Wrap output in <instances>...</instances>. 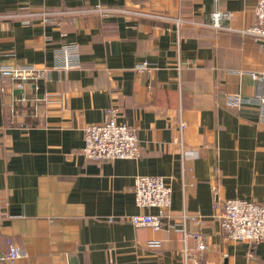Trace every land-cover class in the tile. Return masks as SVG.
Wrapping results in <instances>:
<instances>
[{"label": "crops", "instance_id": "obj_1", "mask_svg": "<svg viewBox=\"0 0 264 264\" xmlns=\"http://www.w3.org/2000/svg\"><path fill=\"white\" fill-rule=\"evenodd\" d=\"M96 5L148 15H99ZM254 5L0 0V66L48 69L0 76V250L24 252L0 264H264V240L227 239L215 208L228 198L264 204V109L234 96L264 95V43L238 32L254 22ZM222 11L232 17L215 29ZM178 17L179 28L169 20ZM66 45L78 66L64 68ZM145 60L151 67L137 71ZM109 105L137 135L140 157L83 156L85 128ZM136 175L171 187L158 230L129 220Z\"/></svg>", "mask_w": 264, "mask_h": 264}, {"label": "built area", "instance_id": "obj_2", "mask_svg": "<svg viewBox=\"0 0 264 264\" xmlns=\"http://www.w3.org/2000/svg\"><path fill=\"white\" fill-rule=\"evenodd\" d=\"M93 12L99 15L120 14L130 12L139 15H148L136 11H124L111 7L96 5ZM232 12H215L212 14L215 29L223 28L221 19L230 20ZM255 19L249 26L238 29L242 35L264 43V0H255ZM162 17V16H159ZM41 19H47L48 14L43 12ZM177 28L182 25L181 18L169 19ZM229 28V27H227ZM62 53L66 59L64 68L76 67L78 62L68 60L70 53H76L75 46H62ZM151 67L148 61H142L136 65L137 71H145ZM48 69L37 67L34 64H9L0 66V76L11 77L16 80H28L36 77H46ZM237 106L250 102L257 105L261 111L264 109V95L255 96L252 99H244L241 95H234ZM48 99V95L45 96ZM263 108V109H262ZM121 111L116 105H109L105 109V119L101 122L91 123L85 128L84 144L81 149L83 156L90 160L104 161L122 158H138L142 149L134 131L127 123L119 121ZM180 134L184 123L179 121ZM134 203L139 208L137 213L130 215L129 220L134 226H148L158 230L162 228L169 215L171 204V187L161 175H136L134 178ZM5 201L0 187V224L4 215ZM156 208L157 212L150 209ZM215 208H220L219 220L222 232L231 241L255 242L264 240V204L244 198H228L222 203H216ZM112 220L113 217H108ZM194 237H197L194 234ZM198 249H204L205 244L199 241ZM156 241H151L155 244ZM187 254V253H186ZM24 256V252L16 245L9 244L5 252L0 250L1 261H14Z\"/></svg>", "mask_w": 264, "mask_h": 264}]
</instances>
